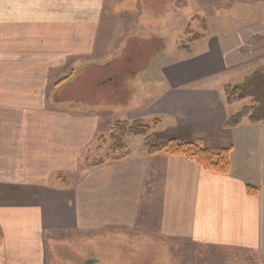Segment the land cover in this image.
<instances>
[{
	"label": "crops",
	"instance_id": "1",
	"mask_svg": "<svg viewBox=\"0 0 264 264\" xmlns=\"http://www.w3.org/2000/svg\"><path fill=\"white\" fill-rule=\"evenodd\" d=\"M203 20L207 35L191 44ZM129 40L148 61L129 81L136 102L98 103L106 85L122 88L117 74L92 82L89 68ZM83 67L93 85L80 109ZM259 70L264 0H0V264H49L62 235L95 239L110 259H157L153 247L173 241L264 256V122L224 128L243 101L228 103L225 87ZM114 119H158L162 138L231 147L230 172L149 155L139 137L122 160L86 168Z\"/></svg>",
	"mask_w": 264,
	"mask_h": 264
},
{
	"label": "rangeland",
	"instance_id": "2",
	"mask_svg": "<svg viewBox=\"0 0 264 264\" xmlns=\"http://www.w3.org/2000/svg\"><path fill=\"white\" fill-rule=\"evenodd\" d=\"M150 10L153 9L150 8ZM196 30L199 29L197 28ZM149 40L150 39H148V41ZM131 42H132L131 40L126 41V46H125L126 48H124L121 51L120 53L121 55L118 58H115V56H111L109 61L105 62V65H102L103 64L102 62L93 63L91 65V68H89V75L91 77L92 82H94L95 80H103L101 78H104L105 80L108 77L117 74L119 77V87L122 88L120 93L116 94L112 90V88H114L113 86L106 85L105 89L100 90V95L104 94V97L96 100L95 98H97V96L94 95L92 96L93 100H90L91 102L97 101L98 103H102L103 101H105L106 103L113 105L115 108L129 107L136 102L134 98L136 97L135 94L137 90L134 87V83H130L129 81L133 80L137 76H141L140 74L146 73L148 71V68L146 66L148 61L147 59L145 60L144 54L141 60L137 57V54L136 57H134L131 54V51L128 50L129 48L128 44ZM146 44H148V42H146ZM167 46L170 49L171 47L173 48L174 44L173 42H169ZM91 69H92V73L90 71ZM81 70H83L82 71L83 74L79 76L78 81L77 83H75L73 88L78 90L79 98L77 100L79 103V108L83 109V107L86 106L85 99L88 89H90L93 83L91 84L89 76H85L86 68L83 67ZM253 103L254 104L256 103V106L258 107L261 106V101L258 98H255V100L254 99L249 100L248 98H244L243 101L237 105V107L241 108L242 110L243 106L245 107L250 105L252 106L254 105ZM259 111L260 113H264V108L260 109ZM118 121L120 120L114 119L113 121H111L109 125V129ZM121 122H125V121H121ZM133 122H129V123H133ZM144 122H147L152 126L151 131L149 132L150 135L161 140H169L160 137L158 133H155V131H153L154 130L153 121H144ZM108 131L103 132V134H100V136L101 135L108 136ZM141 139L143 142L142 143L143 147H138V149L141 148L145 149L144 138ZM125 143H127L128 145L127 150L130 152L129 153L130 155L133 147H131L129 139H127ZM108 147L109 146L107 145V148L103 152L102 151L96 152L95 150L92 149L93 155L89 158V160H93L94 161L93 163L101 162L103 160L102 158L105 157V152L106 153L108 152L107 150ZM93 148H96V144L93 146ZM125 153H126L125 151H122L120 152L119 155L123 156ZM112 161H119V160L117 159L109 160L108 162H112ZM98 166H94V168ZM64 182L66 183V181ZM56 183L57 181H54V184ZM125 236L127 239H131L133 235H125ZM88 238L90 237H87L89 243H86L85 242L86 236L62 235L59 238H57L58 242L56 241H54V243L48 242L47 248L49 252V257H48L49 264H87V262L90 260H96V263L94 264H264V256H262L261 254H254L252 252L234 250L223 247L201 246L191 241H183V242L173 241L169 243L160 242L158 247L157 246H155V248L153 247V250L157 253L156 254V256L158 257L157 259L145 258L144 255L146 254L141 253L138 249L127 250L128 253L125 254V258L110 259L107 257L106 254L108 253L107 250L101 251L100 244L96 243L95 239H94V243H92L91 239ZM113 249L116 250V248ZM131 252H137L136 254L138 256L142 254V257L144 258L141 257L138 259L137 258L134 259L130 257L132 256ZM103 254L105 255V257L103 256Z\"/></svg>",
	"mask_w": 264,
	"mask_h": 264
},
{
	"label": "trees",
	"instance_id": "3",
	"mask_svg": "<svg viewBox=\"0 0 264 264\" xmlns=\"http://www.w3.org/2000/svg\"><path fill=\"white\" fill-rule=\"evenodd\" d=\"M200 22V21H199ZM208 24L203 20L200 22V33H194L191 28V44L199 39H204L207 35ZM184 49V48H183ZM224 93L227 102L232 104L241 101L244 98L260 99L261 106H247L238 113L232 115L224 124L226 129H234L239 127L243 122L249 121L252 124L264 122V113H260V109L264 108V71L259 70L246 79L245 83L240 86H226ZM160 120L153 121L154 127L159 125ZM151 125L143 120H136L133 123L118 121L110 127L108 136L101 135L97 138L95 144L96 152H103L107 145L108 152H105V157L101 162L93 163V160L86 159V168H91L98 165H103L109 160H121L129 155L127 150L128 145L125 141L128 138H144V148L149 155L164 153L169 156L182 157L196 162L201 168L209 173L217 175H227L230 172V155L231 147L223 148L218 152H213L206 149L201 144L196 142H180L174 139L161 140L149 134ZM94 151V152H95ZM126 153L121 156L120 152ZM93 154V153H92ZM119 156V157H117ZM117 157V158H116ZM62 182L68 181L65 176L59 177ZM248 192L251 195H257L258 190L253 187H248ZM4 240L3 231L0 226V245Z\"/></svg>",
	"mask_w": 264,
	"mask_h": 264
},
{
	"label": "water",
	"instance_id": "4",
	"mask_svg": "<svg viewBox=\"0 0 264 264\" xmlns=\"http://www.w3.org/2000/svg\"><path fill=\"white\" fill-rule=\"evenodd\" d=\"M94 263H96V260H90L87 262V264H94Z\"/></svg>",
	"mask_w": 264,
	"mask_h": 264
}]
</instances>
